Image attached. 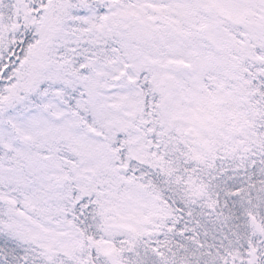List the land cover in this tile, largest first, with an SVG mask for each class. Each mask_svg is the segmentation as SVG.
<instances>
[{
	"label": "snow or ice",
	"instance_id": "6c2138e0",
	"mask_svg": "<svg viewBox=\"0 0 264 264\" xmlns=\"http://www.w3.org/2000/svg\"><path fill=\"white\" fill-rule=\"evenodd\" d=\"M0 264H264V0H0Z\"/></svg>",
	"mask_w": 264,
	"mask_h": 264
}]
</instances>
